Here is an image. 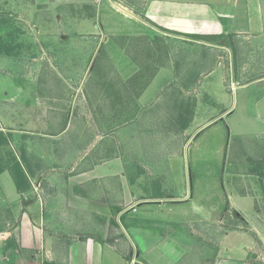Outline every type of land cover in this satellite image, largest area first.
<instances>
[{"label":"crops","instance_id":"crops-1","mask_svg":"<svg viewBox=\"0 0 264 264\" xmlns=\"http://www.w3.org/2000/svg\"><path fill=\"white\" fill-rule=\"evenodd\" d=\"M72 1L74 0H60V3ZM108 2L109 5L106 6L113 7V4ZM121 2L129 16L130 13L137 12L154 26L124 33L128 36V42L132 37L152 35L154 40L160 41L164 38L166 43H170V60L167 61V57L162 53L154 52L155 63H150L154 70L149 78L141 74V68L152 66L144 64L152 60L136 61L129 52H124L125 48L121 51L115 47L121 56L125 57L126 62L124 58L118 60L119 62H112L120 76L117 83L112 81V84L116 85L118 90L119 85H123L121 92L110 93L111 97L107 95L110 98L106 99L109 100L107 105H101L99 101L95 104L98 98H91L92 107L85 108L83 112L79 105H75L73 94L65 104L52 103L50 94L42 93V87L35 86L47 82L32 75L41 60L36 64L28 62V74L25 77H13L10 81L11 92L0 93V98L6 101L3 103L6 108L13 96L18 100L17 103H11L10 112L4 113L0 110V136L9 137L15 154L19 153L23 159L22 163L17 154V160L13 162V165L18 162L23 171L17 177L19 189L14 171L11 175L8 173L9 195L18 201L21 197L29 196L26 209L30 213L27 212L24 226L30 229L29 234H34L35 231L32 230L36 229L41 233L40 237H37V233L34 236L22 235L21 239L16 240L15 251L18 253L20 246L48 261L57 259L59 264H93L94 261L99 264L104 248L111 250L119 258L129 259V253L121 252L117 241H114L116 239L111 237L114 235L112 228L118 229V236L122 238V242L128 244L127 246L129 241L127 243L125 238L130 240L129 231L133 230L131 234L136 242L137 237H143V241L149 243L146 246L149 250L156 248L167 251L171 247L179 249L184 242L169 239L166 228L170 226L165 223L166 227H162V218L156 214L164 208L171 209L179 203L192 202L194 217L191 218L190 224L202 223L204 235L208 236L209 240L211 230L215 232V229H218V236L215 237L218 251L214 258V261H217L214 264L228 261L226 259L232 260L228 264H239L238 260L246 261L249 253L247 247L264 244V235L259 228L264 202L257 201L259 207H255L257 193H254L257 192L258 185H248L245 192H242L241 188L236 189L237 187L222 183L223 199L219 202L211 201V204L206 206L196 202L190 170L186 174L185 166L182 181L177 184L174 160L181 158L183 164L188 161L189 166L191 160L180 155L178 150V93H164L160 89L166 82L173 80L172 47L175 44L178 46L179 43L184 45V42H196L194 44L216 47L213 38L230 37L228 42L221 38V46H217L226 54L222 64L217 66H235L238 69L234 77L235 84L243 87L253 85L256 98L251 105L252 109L256 108V115L252 114L249 128L264 135V0ZM103 10V7L97 6V18ZM82 20L84 19L78 22ZM94 24L95 29L88 32L86 28L79 27L74 34H96L100 24L97 21ZM105 37L107 35L102 39ZM139 39L141 41V38ZM103 44L107 45L106 42ZM100 46L102 45H98ZM40 47L46 57L45 46L41 44ZM187 47L190 48L189 44ZM208 50L211 52V49ZM231 51L234 52V58L228 54ZM210 52L206 57H199L198 63L203 62V59L210 60ZM195 59L193 58V61ZM250 68L258 69L251 77ZM231 76H228V79L233 83ZM235 109L233 103L226 102L224 112L212 119L208 115L204 120L208 121V125H205L224 121L229 126V118ZM62 111L66 118L61 122V116L64 115ZM120 113L124 116L123 126L114 132L112 117ZM87 115L90 116L91 123L85 127L80 126L81 136L76 140L74 117ZM205 125L198 130L202 132ZM115 134H118L117 138ZM65 135L74 143H67ZM195 138L193 135L191 140ZM184 142L185 138L182 139V145ZM247 176L252 180L257 177L255 172L248 173ZM239 199L246 200L247 207ZM152 211L155 213L154 218L148 216ZM133 212H138L139 221H142L140 225H130L132 216H135ZM228 213L234 215L240 223L233 226L241 230L249 227L252 234L240 230L230 235L227 232ZM261 220L264 221V216ZM46 226L60 230L45 234ZM146 228L149 230H145ZM186 235L192 238L190 244H194L196 234L186 232ZM243 246H247L246 249L243 250ZM202 251L203 254L207 252L204 248ZM147 253L139 249L138 255L148 264H152ZM209 260L211 259L204 257L201 264H210Z\"/></svg>","mask_w":264,"mask_h":264},{"label":"rangeland","instance_id":"rangeland-1","mask_svg":"<svg viewBox=\"0 0 264 264\" xmlns=\"http://www.w3.org/2000/svg\"><path fill=\"white\" fill-rule=\"evenodd\" d=\"M108 1L113 4V7L106 6L109 5ZM99 5L104 10L97 18L96 8ZM81 19L84 20L78 22ZM96 21L100 24L99 31L96 34L88 33L96 28V24H94ZM79 27L86 28L88 32L76 36L74 33H77L75 31ZM152 27L154 26L137 12L130 13L129 16L121 0H88L87 3L82 0H74L69 3H60V0H0V93L11 92L10 81L13 77H25L28 74L26 66L28 62L36 64L41 60L37 64V68L35 66L32 75L39 78L40 81L47 82L35 86L42 87V93H49L52 103L65 104L66 100L70 101L73 94L75 105H79L83 112H85V108L92 107L91 98H98L94 102L95 104L99 101L102 103L101 105H107L110 100L109 94L121 92L123 85L120 84L118 90L117 86L112 84V81L117 83L118 77H120L114 69L113 63L121 61L123 58L126 62L125 57H122L115 47L121 51L125 48L124 52H129L136 61L152 60L149 63H144L146 65L155 63L156 58L153 55L156 53H162L164 57H167V61L170 60V43H166L164 38L160 42L157 39L154 40L152 35H143L137 38L132 37L129 42L126 40L128 36L124 33L129 30ZM64 35H66L65 38ZM104 35L107 37L103 40ZM221 38L228 42L230 37ZM221 38H213L215 39L214 45L221 46ZM105 42L107 45L103 44ZM194 43L196 42H184V45L179 43L178 46L173 44V80L166 82L160 89L164 93H178L179 113L177 119L180 126L178 150L180 155L191 160L190 166L188 161L183 164L181 158L174 160L177 184L182 181V172H184L185 166L186 174L190 170L196 202L209 206L211 201L219 202L223 199L221 195L222 183L230 187H237L236 189L241 188L242 192H245L248 185L251 187L256 183L258 189L254 193H257L255 207L258 208L257 201L264 202V135L251 131L249 128L252 114L256 115V108L252 109L251 105L256 98V92L252 84L246 87L235 84L234 77L238 70L235 66H217L219 63L222 64L226 57L225 52L221 51V47ZM41 44L46 48V57L40 47ZM187 44L190 48L187 47ZM98 45L102 46L98 47ZM208 49H211V52ZM209 52L210 60L205 59L204 61L203 59V62L198 63L199 57H206ZM228 54L233 55L234 58L233 51ZM193 58L196 59L193 61ZM187 59L192 61H187ZM162 60L164 61V59ZM201 65L206 66L202 67ZM153 70V65L145 68L142 66L141 74L149 78ZM250 71L251 77L256 74L258 69L250 68ZM208 74L209 76L204 77ZM230 75H232L233 83L228 79ZM73 82L75 83L72 84ZM24 93L26 94V91ZM107 98L109 100H106ZM10 101L17 103L18 100L13 96ZM226 102L233 103L234 108L236 107L234 114L229 118L230 127L224 121L206 126L208 121L204 120L207 116L209 115L212 119L224 112ZM3 103L6 101L4 98H0V110L8 113L12 105L9 102L8 108H6ZM62 113L64 114L63 111ZM65 115L61 116V122L66 118ZM23 116L25 117V115ZM123 118L121 113L112 117V126H115L114 132L122 128ZM74 123L77 131L76 140H78V136H81L80 126L85 127L91 123L90 116H76ZM203 125L206 127L201 132L198 129ZM116 135L118 134H115L117 138ZM193 135L196 138L191 140ZM65 137L67 143H74L67 135ZM184 138L185 142L182 145ZM11 141L9 137L0 136V232L2 233L0 236V264H59L57 259L48 261L39 254H31L20 246L18 253L15 251L16 240L21 239L22 235L34 236L37 233V237H40L41 233L39 229H36L32 230L35 231L34 234L32 232L29 234L30 229L24 226V222L27 221V212H29L26 209L29 196L21 197L18 201L13 200L9 195L10 178L8 173L13 174V162L17 160V154L18 158L23 160L19 153L15 154L16 151ZM254 172L257 177L252 180L247 174ZM239 201L247 207L246 200L239 199ZM191 209H193L192 202L179 203L171 209L164 208L156 214L162 218V227H166L165 223L170 226V228H166L169 239L174 242H184V245L179 249L171 247L170 251H160L156 248L149 250V247H146L149 243L143 241V237H140L142 240L137 237L136 242L131 234L133 230L129 231L130 240L125 238L127 243L129 241V246H127L128 244L122 242V238L118 236V229L112 228L114 235L111 237L116 239L114 241H117L120 251L125 254L129 253L130 258L124 260L115 256L111 250L104 248L99 264H148L144 258L138 255L139 249L142 252H148L147 257L152 264H201L204 257L205 259L210 258L209 263L214 264L217 261H214V258L218 251L217 240H215V237L218 236V229L216 228L215 232L211 230V240H209L208 236L204 235L202 223L190 224L191 218L194 217ZM133 213L135 216H132L130 225H140L142 221H139L138 212ZM228 214L227 232L233 235L232 232L241 230L233 224L240 223L236 221L234 215ZM154 215L153 211L148 214L153 218ZM263 216L264 210L262 211ZM262 217L259 219V228L264 235ZM55 230L60 229L49 226L44 229L45 234L55 232ZM241 231L252 234L249 227H244ZM186 232L187 234H192V232L196 234L194 237L196 243L190 244L192 238L187 236ZM246 247L243 246L242 249L244 250ZM203 248L207 251L204 254ZM242 249L241 252H243ZM227 251H229L228 248ZM247 252H249L247 260H238L239 264H264V244L259 243L247 247ZM226 260L228 261L224 260L225 262L220 264H228L232 261ZM95 263L96 261L93 264Z\"/></svg>","mask_w":264,"mask_h":264},{"label":"trees","instance_id":"trees-1","mask_svg":"<svg viewBox=\"0 0 264 264\" xmlns=\"http://www.w3.org/2000/svg\"><path fill=\"white\" fill-rule=\"evenodd\" d=\"M13 168H14V174L16 176V181L15 182H16V185H17V187L19 189L20 188L19 179H17V177H19L23 173V171H22L21 166H20V164L18 162L14 163Z\"/></svg>","mask_w":264,"mask_h":264},{"label":"water","instance_id":"water-1","mask_svg":"<svg viewBox=\"0 0 264 264\" xmlns=\"http://www.w3.org/2000/svg\"><path fill=\"white\" fill-rule=\"evenodd\" d=\"M1 234H2V233L0 232V236H1Z\"/></svg>","mask_w":264,"mask_h":264}]
</instances>
